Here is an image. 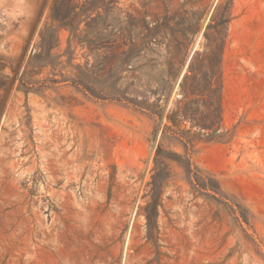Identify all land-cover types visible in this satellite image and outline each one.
<instances>
[{"label": "rangeland", "instance_id": "1", "mask_svg": "<svg viewBox=\"0 0 264 264\" xmlns=\"http://www.w3.org/2000/svg\"><path fill=\"white\" fill-rule=\"evenodd\" d=\"M0 264H264V0H0Z\"/></svg>", "mask_w": 264, "mask_h": 264}, {"label": "trees", "instance_id": "2", "mask_svg": "<svg viewBox=\"0 0 264 264\" xmlns=\"http://www.w3.org/2000/svg\"><path fill=\"white\" fill-rule=\"evenodd\" d=\"M192 72V71H191ZM186 79V77L184 78ZM202 95V94H199ZM206 111L204 113L198 114L197 109H191L190 107L179 108L176 111L172 112L167 116V120L175 128L178 127L177 118H182V120H188L192 126L198 128L197 132H191L189 130L174 131L170 126H164V130L168 133H171L173 136L177 137L182 143V146L185 151V155L181 156L175 153H172L171 160L178 163L184 170V173L187 176L189 184L194 189H199L203 191H215L216 189L211 186L213 180L209 175L203 174L195 166H192L190 159L187 156L189 149L196 142L208 143L211 141L223 140L225 138V133L220 131L221 125V97H220V88L219 86L215 87V84L210 82L206 86ZM160 153V150H158ZM160 173L157 172L153 175V189H156L159 184ZM155 200L146 206V219L149 224L152 218V215L155 211ZM243 219H245L243 217ZM246 221V220H245Z\"/></svg>", "mask_w": 264, "mask_h": 264}]
</instances>
